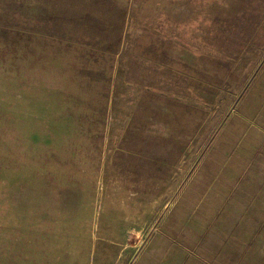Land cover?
Returning a JSON list of instances; mask_svg holds the SVG:
<instances>
[{
	"label": "rangeland",
	"instance_id": "obj_1",
	"mask_svg": "<svg viewBox=\"0 0 264 264\" xmlns=\"http://www.w3.org/2000/svg\"><path fill=\"white\" fill-rule=\"evenodd\" d=\"M0 264H264V0H0Z\"/></svg>",
	"mask_w": 264,
	"mask_h": 264
}]
</instances>
